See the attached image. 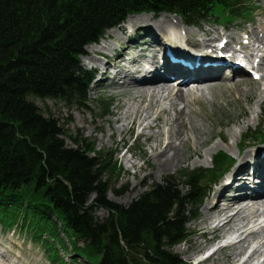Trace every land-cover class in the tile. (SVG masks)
I'll return each mask as SVG.
<instances>
[{
  "label": "trees",
  "instance_id": "trees-1",
  "mask_svg": "<svg viewBox=\"0 0 264 264\" xmlns=\"http://www.w3.org/2000/svg\"><path fill=\"white\" fill-rule=\"evenodd\" d=\"M240 6L238 0H0V225L25 233L54 264H64L58 250L66 264H183L173 249L198 217L207 194L201 181L217 180L233 161L216 154L206 176L183 171L127 206L115 204L107 195L120 164L84 139L67 148L70 136L35 101L90 103L94 74L80 58L128 16L165 13L198 26L210 22L212 9L234 21L243 16ZM261 112L264 138V104ZM98 209L106 215L98 217Z\"/></svg>",
  "mask_w": 264,
  "mask_h": 264
},
{
  "label": "rangeland",
  "instance_id": "rangeland-1",
  "mask_svg": "<svg viewBox=\"0 0 264 264\" xmlns=\"http://www.w3.org/2000/svg\"><path fill=\"white\" fill-rule=\"evenodd\" d=\"M238 1L241 2L240 8L243 16L234 21H230V19L227 21L225 13L219 9H212L215 14L213 13L210 22H205L203 25L200 24L194 28L186 26L188 28V30L186 29L188 44L191 45L187 49L198 50L203 44L213 45L218 40L223 42L226 38L231 48L238 49L239 44L243 45L242 40L248 35H250L249 40L251 43L257 47V43L253 40L255 38L254 34L258 32L257 28L264 29V0ZM143 14L148 15L126 17L124 22L108 31L98 43L86 47L80 58V66L92 71L95 69L94 65L90 63L92 60L105 63L104 59L106 58L115 65L119 61L120 63L128 61L127 55L139 60L134 68L144 65L147 61L149 62L152 56L147 55L145 58V56H142L145 53L140 51L146 49V47L143 49H129V46L134 47V44L136 45V43L148 39V37L146 38L148 33V27L146 26L157 29V24L167 21V31L171 26L179 29L182 25L178 19L170 17L174 15L165 13ZM162 14L165 15L161 16ZM135 20H142L141 22L146 24H136ZM141 26L143 27L142 30H136ZM129 28L134 29V31L129 30ZM120 30L123 33H120ZM109 32L113 33L108 39L107 34ZM168 35L171 34L164 36ZM261 35L264 36V34ZM164 36H160L159 39ZM222 38L224 39L222 40ZM104 41H106V44L101 45ZM97 45L104 46L101 52L105 50V47L107 51L100 53L104 54L100 55L101 59L91 58L89 60L91 53L88 50L100 47L93 48ZM125 47L128 50L124 52L123 48ZM165 49L166 55V51L169 49ZM170 52L174 56V51L170 50ZM238 54L240 58L246 55L245 52ZM92 55L94 54L92 53ZM255 55L256 53L248 60L244 58L248 71L243 73L242 70L241 73H238L237 78H234L236 81H226L225 83L204 82L201 87L186 85L183 87L185 97L183 98V93H181L182 98L180 97L178 102L173 98H168L166 94L156 95L153 102H150L149 96L144 95L139 101L135 99L138 89L133 88V84L126 82L123 86H113L112 82L115 83L112 79L113 69L109 70V68L103 66L102 69L98 67L95 69L94 77L88 86V98L91 102L87 103L85 107H76L66 105L60 101L50 100H36L35 103L43 114L45 113L47 116H52L58 120L62 125L63 132L70 136L65 141L67 148L74 149L73 141L84 139L89 144H93L96 151L102 156L110 158L111 162L120 164L123 172L116 181L113 190L108 192L107 199L115 204L127 206L149 186L154 183H162L168 176H177L183 171L196 169L204 171V176H206L212 170V159L216 154H222L226 160L234 159L236 163L232 170L235 171L239 165L247 164V162L243 163L244 160L241 161L244 154H248V151L257 150L259 146L264 144V138L261 137V133H258L263 119L261 109L264 104V66L257 65L258 57L256 58ZM115 57H119L118 62L115 61ZM126 71L120 70L118 73L125 75ZM223 73L225 76H230L228 71ZM254 74L257 76L256 79L252 77ZM130 75L133 80L134 77L136 79L140 77L139 75ZM245 77H249V80H237ZM165 84L166 86L175 87L173 82ZM142 86L150 87L149 85ZM144 90L148 89L144 88ZM101 100L105 102L101 103ZM259 100L261 102L256 105ZM150 103L151 106L148 107ZM103 104H109L110 106L105 108ZM256 107L259 109L258 113H255ZM135 108L140 110V117L136 118L135 124L130 130L124 129L128 126ZM119 130L122 131L121 134H119ZM170 132L180 133V136H177V141L173 142L176 146L182 148L181 161L178 164L174 162L172 167L157 173L158 162L157 160L154 161V157L163 150L161 146L163 147L167 142H172V138L168 140ZM247 136L249 139L246 141ZM246 148L248 149L246 150ZM243 149H245L243 153H240L239 150ZM225 176L220 177L218 182L214 176L201 181V186L207 189V195L199 208L198 217L186 225L189 234L186 241L173 249V254L177 255L183 264H195L194 260L204 259V252L212 243V235L208 234L205 238H201L199 230L203 227L208 230L210 225H212V228L216 224L215 215L206 209L208 207L207 202L213 191L222 184ZM178 191L184 193L185 188L180 186ZM92 199L93 196L89 202ZM242 204L240 207H246L247 204L251 205L248 202ZM249 206L247 205V207ZM254 210L256 209H247V212H242L243 214L241 213L232 223V229H236L243 226L244 221L242 219H250L248 220V229L253 230L254 237H246V240L242 239V242L237 244V252L232 258H229L231 254L229 251L233 249L218 251L215 264H236L240 255L239 261L244 262L248 253L264 254V233H262L264 232V217L259 218L257 221L255 213L259 210L255 213ZM260 210L263 211V209ZM235 212L236 210H233L231 213ZM96 215L103 217L106 212L98 209ZM250 217L254 218L251 219ZM260 228H263L262 232ZM239 230L242 233L243 229ZM224 233H232V230L218 232V234ZM245 234L250 235L248 230L242 234V237ZM234 239L233 236V241H235ZM236 254L240 255L235 258ZM0 255H4L0 259V264H54L48 258L43 247L31 242L25 233L18 228L4 229L1 225ZM58 256L64 264L69 261L64 252L60 250H58ZM213 257L211 260H213ZM261 262L262 257L258 255L250 264H260Z\"/></svg>",
  "mask_w": 264,
  "mask_h": 264
},
{
  "label": "bare ground",
  "instance_id": "bare-ground-1",
  "mask_svg": "<svg viewBox=\"0 0 264 264\" xmlns=\"http://www.w3.org/2000/svg\"><path fill=\"white\" fill-rule=\"evenodd\" d=\"M142 15H148V14H138V15H132L129 17H135V16H142ZM165 14H162L163 16ZM175 19H178L179 22H181V27L179 29H176L174 26H171L167 31L168 22L163 21L164 23L157 24V29H153L152 27H149L148 25V33L146 35V38L141 42L134 44V47L129 46V49H143L140 50L141 52L145 53L142 56L151 55V59L144 65H139L134 68V66L138 63L139 60H136L131 55H127L128 61L121 62L119 61V57H115V61H119L118 64H112L109 60L104 59L105 63L102 62H96V61H90L92 65H94L95 69L97 67L99 69H102L103 66H106V68L109 70L113 69V75L112 79L115 81L112 82L113 86H123L126 84V82H129L133 84V88H137V97L135 99L141 100L142 96L146 95L149 96L150 102H153L156 98V95L160 94H166L168 98H173L177 102L180 101L181 93H183V87L186 85H193V86H200L205 83H225L226 81H236L234 78H237V74L241 73L243 70V73H246L248 71V67L244 63V58L248 60L249 57H252L254 53H256L255 57H258V64L257 65H263L264 66V36L261 34H264V29L258 27V32H256L255 38L253 42L257 43V47L254 46V44L251 43L250 35L245 36L244 40H242L243 45L239 44L238 49L237 48H231L229 46V41L224 40L221 42V40H218L213 45L203 44L199 47L198 50H193L190 47V50L187 49L188 46H191L188 44V35L186 31L188 30L187 27H196L188 26L183 24V22L175 17L170 16ZM140 19V18H139ZM172 20V19H171ZM135 20L134 22L137 23H143L142 20ZM133 22V23H134ZM171 24H173L171 22ZM128 25H135V24H128ZM128 27V26H127ZM143 29V27L136 28ZM185 29V30H184ZM187 29V30H186ZM129 30H133L129 28ZM158 30V31H157ZM110 31V30H109ZM132 31V32H133ZM165 32V33H160ZM184 31V32H181ZM113 32H109L107 35V38L112 35ZM120 33H123V31L120 30ZM260 33V35H259ZM166 34H171L168 36H164ZM187 35V36H186ZM160 36L162 39H159ZM109 39V38H108ZM224 38H222L223 40ZM249 40V41H248ZM106 44V41H104L101 45ZM91 45H88L89 47ZM93 46L94 47H98ZM104 46H100L98 48L89 49L88 51L91 53V56L89 57V60L91 58L94 59H101L100 54L103 51H107L106 47L105 50L101 52ZM165 48L174 51V53L187 61L189 63V67H183L182 65H172L168 62L167 56L165 55ZM187 49V50H186ZM127 47L123 48V51L125 52ZM164 51V53H163ZM245 52L246 55L242 56L240 58L238 53ZM92 53L94 55H92ZM140 56V57H142ZM142 59V58H141ZM103 60V59H102ZM226 61L233 63H239L242 65V68L240 70H236L234 68H226L225 64L221 68H216L214 64L216 62H223ZM198 64V66H194ZM101 65V66H99ZM117 65V66H116ZM95 69H93V72H96ZM120 70H127L125 75L119 74L118 72ZM224 71H228L230 73V76H225ZM106 73V72H105ZM258 73V72H257ZM139 75V78H135L134 80L130 77L131 75ZM237 80H249V77H245L243 79H237ZM212 81V82H209ZM174 83L175 87L166 86L165 83ZM252 82V81H251ZM164 84V85H163ZM140 85V86H137ZM142 85H149L150 87H143ZM204 85V84H203ZM222 85V84H221ZM224 85V84H223ZM144 88H147L148 90H144ZM207 89V88H206ZM212 89V88H209ZM144 91V92H141ZM212 91V90H211ZM130 95V94H129ZM185 97V94L183 93V98ZM261 99V98H260ZM261 102V100L256 102V105ZM151 106V103L148 107ZM260 106V105H259ZM139 108V107H138ZM259 109L256 107V112L258 113ZM127 113V112H126ZM141 112L139 109L135 108V112L133 113V116L130 118L128 126L124 129L130 130L134 124L136 118L140 117ZM129 127V128H128ZM122 132V131H121ZM119 130V134H121ZM177 136H180V133H169L168 140H171L172 142H167L163 147L161 146L162 151L158 152V154L154 157V161L157 160L158 166H157V173H161L162 171H165L169 167L173 166V163L176 162L178 164L181 161L182 156V148L180 146H176L173 141H177ZM263 145L259 146V149L252 150L251 152L248 151V154H244L241 161L244 160L240 167L238 166L237 169L234 171L232 170L235 166V160L231 159L233 161V164L231 167L226 171V176L220 186L216 188L213 193L211 194V197L209 198L207 202V210L209 212H212L213 215H215V221L216 224L210 225V228L207 230L206 228H201L200 231V237L205 238L206 235L211 234L212 238L211 240L220 239L223 238L227 234H233L235 237V241L228 244L225 248H220L216 250L212 255L205 259H201L196 262V264H215L217 260V252L221 251L222 249H233L229 252L231 253L229 258H232V256L237 252L238 249L237 244H240L242 242V239H247L253 236V230L248 229V220L250 219H242L244 221L243 226H240L239 228L232 229V223L235 218L240 216V214L243 212H247V209H256L253 212L256 214L257 221L259 218H263V212H264V151H263ZM248 148H246L247 150ZM252 149V148H250ZM245 149L239 150L240 153H243ZM127 152V151H126ZM196 153V152H195ZM201 157V155H200ZM233 194V196H231ZM228 199V200H227ZM260 199V200H258ZM263 201V202H261ZM251 203L247 204L249 207H240L243 203ZM242 204V205H243ZM236 207V208H235ZM260 209H263L261 211ZM233 210H236L235 213H231ZM250 211V210H249ZM242 213V214H243ZM253 213V214H254ZM252 216V215H251ZM212 218V217H211ZM251 218V217H250ZM252 217L251 219H253ZM207 220V219H206ZM256 221V222H257ZM247 222V223H246ZM255 222V223H256ZM260 225V224H259ZM262 227V226H261ZM243 229L244 232L248 230L250 235L245 234L242 237V233L240 232ZM263 228H260L262 232ZM227 231L232 230V233H224V234H218L220 231ZM196 231V230H195ZM258 231V230H257ZM264 231V230H263ZM264 233V232H262ZM214 234V235H213ZM247 237V238H246ZM254 237V236H253ZM262 245V244H261ZM235 246V247H234ZM245 246V245H244ZM263 246V245H262ZM199 247V246H198ZM259 247V245H258ZM247 248V247H246ZM245 249V248H244ZM248 249V248H247ZM226 250V251H227ZM252 251V250H251ZM257 251V250H256ZM246 252V251H245ZM248 253L246 255L245 261L240 262L239 258L240 256L236 254L235 258L237 256V262L236 264H250L253 260H255L256 256L261 255L262 262L260 264H264V254L263 253ZM243 255V253H242ZM255 255V256H254ZM4 255H0V259L3 258ZM244 256V255H243ZM254 256V258H253ZM213 257V260L211 258ZM228 257V256H227ZM203 261V263H202Z\"/></svg>",
  "mask_w": 264,
  "mask_h": 264
}]
</instances>
